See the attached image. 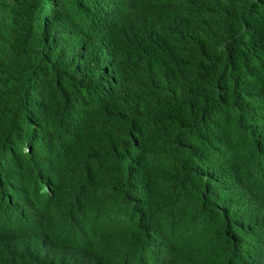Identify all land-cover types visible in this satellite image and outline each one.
<instances>
[{"label": "trees", "instance_id": "obj_1", "mask_svg": "<svg viewBox=\"0 0 264 264\" xmlns=\"http://www.w3.org/2000/svg\"><path fill=\"white\" fill-rule=\"evenodd\" d=\"M0 264H264V0H0Z\"/></svg>", "mask_w": 264, "mask_h": 264}]
</instances>
